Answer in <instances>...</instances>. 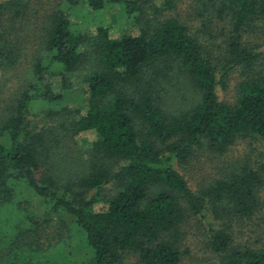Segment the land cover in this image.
<instances>
[{
    "label": "trees",
    "instance_id": "obj_1",
    "mask_svg": "<svg viewBox=\"0 0 264 264\" xmlns=\"http://www.w3.org/2000/svg\"><path fill=\"white\" fill-rule=\"evenodd\" d=\"M81 3L83 13L111 4L134 32L81 29ZM260 41L264 0H0V69L39 44L26 84L0 99V206L22 189L46 209L39 221L25 215L31 222L14 242L44 252L40 231L64 214L71 222L54 226L47 264H178L179 229L191 215L217 264H264V241L255 246L232 225L261 211L264 163L221 161L200 189L179 170L200 151L220 156L238 141L264 142ZM73 72H82L83 86L71 109L43 77L59 76L65 90ZM36 105L51 124L27 118ZM60 156L71 164L60 168ZM74 229L84 243L78 256L60 248Z\"/></svg>",
    "mask_w": 264,
    "mask_h": 264
},
{
    "label": "rangeland",
    "instance_id": "obj_2",
    "mask_svg": "<svg viewBox=\"0 0 264 264\" xmlns=\"http://www.w3.org/2000/svg\"><path fill=\"white\" fill-rule=\"evenodd\" d=\"M159 1L160 0H155L156 3ZM81 4L79 8L80 14L77 13L76 16V25L81 27V29L88 27L90 31H92L95 24H101L110 26L109 33L111 35L134 32L135 27L128 23L118 8L113 7L111 4H108L110 6L106 5L100 10L91 11L89 13H83V11H85V4ZM215 33L216 29L212 28L210 35L207 36L215 37ZM216 41H218V39H214L215 43ZM258 45L260 48H263L264 42L260 41ZM38 48L39 44L37 43L30 45L29 48L27 46L26 50L28 51L23 50L17 63L13 67L6 70L0 69V99L6 98L14 92L16 93L20 87L26 84V68L30 61L31 53L35 52ZM43 78L44 83H48L53 92L62 94L64 100L61 102V105L66 104L68 108L74 109L81 104V87L83 86L81 82L82 72H73L70 74L66 80L67 84L65 85V90L60 86L59 76H48L44 74ZM179 86L183 94L180 92H173L174 96H178L179 94L189 96L185 84L181 82ZM182 86L183 88H181ZM220 95L222 96L221 91ZM43 108L42 105H36L34 109L26 115L31 123H36L38 125L37 128H40L42 124H51L50 121L41 119L43 116ZM84 137L85 135L80 133L77 134L74 139L76 147L80 150L87 146L83 141ZM59 158L60 161H58V164H60V168L69 166L72 162L71 157L60 156ZM244 158L248 159L249 163L253 165V168L256 165L264 163V142L257 140L250 142L238 141L220 156H212L208 155L206 152L200 151L195 159L190 161L186 166L179 168V170L192 189H200L206 185L210 178L218 176V170L222 167V164H220L221 161L241 160ZM261 177L262 182L258 186L261 211L256 212L251 218L235 220V223L232 224L233 230L235 229L234 232L238 237H240L238 232L242 230L244 236L252 240L255 246H258L264 241V174L261 175ZM19 200H22L26 204L25 207H22V210L15 207V202ZM45 210V207L40 205L39 201H37L34 196L22 189L15 194L12 205L0 206V264H47L45 263V258L49 257V253L51 252L56 255L55 246H53L55 241L53 238L49 240L50 247L46 244L47 239L50 238L51 232L54 230V226L59 228L60 219L67 224L71 222V218L64 214H58L53 217V219H51L52 222L47 223L44 230L42 232L40 231L38 241L42 248H44V252H37L36 254H33L32 251L30 252L32 244L28 246L25 245L26 239L24 238L14 242L15 231L20 228H27L28 224L31 222L24 218L25 215H31L34 221H39ZM72 233L73 237L69 238L64 245L61 244L63 246L60 248L63 253L68 252L73 256H78L84 253V243L81 241L77 230L74 229ZM27 240H29V237H27ZM178 247L181 251L178 264H217V257L208 246L204 225H201L195 216L188 215V217H185L183 220L179 229Z\"/></svg>",
    "mask_w": 264,
    "mask_h": 264
}]
</instances>
